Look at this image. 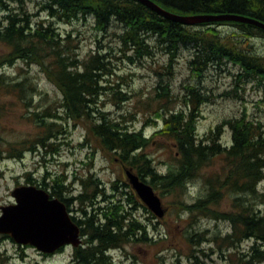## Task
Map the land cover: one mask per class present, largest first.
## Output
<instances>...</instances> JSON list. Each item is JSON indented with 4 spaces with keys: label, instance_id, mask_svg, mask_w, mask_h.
<instances>
[{
    "label": "trees",
    "instance_id": "1",
    "mask_svg": "<svg viewBox=\"0 0 264 264\" xmlns=\"http://www.w3.org/2000/svg\"><path fill=\"white\" fill-rule=\"evenodd\" d=\"M152 1L186 17L237 14L264 22V0ZM38 4L37 12L30 13L25 0H0V46L4 49L0 53V161L21 160L25 153H38L40 148L47 152L55 147L51 139L67 134L64 123L81 125L86 130L85 142H95L114 161L131 168L140 180L154 191H160V195L170 192L174 207L187 215V227L200 217L226 221L230 232L223 237L215 235L212 241L216 243L219 239L224 249L237 250L242 242L251 240L247 251L249 261H244L245 264L264 263V249L261 248L264 245V193L258 190L259 183L264 180V136L260 127L241 117L225 122L231 130L229 146L221 143L220 127L199 140L195 133L198 109L208 100L207 96L202 95L200 87L189 84L184 87V107L174 111L173 107L166 106L171 97L169 85L158 84L161 94L157 93L153 99L157 104L153 115L161 119L162 126L153 136L175 150L171 153L172 165L160 173L145 154L151 139L142 131L128 130L121 121L108 118L99 109L100 96L110 89L100 85L108 69L106 56L93 51L80 60L78 45L71 43V34L62 36L55 23L71 24L91 19L98 32H105L114 22L122 28L118 39L123 50H131L138 58L151 56L149 42L154 41L169 56L167 67L171 70L179 48L191 47L193 54L189 64L197 78L209 63L225 61L240 69L239 79L255 81L261 87H264V56L243 48L238 38H264V29L231 20L183 24L158 15L138 0H41ZM40 12L45 13L46 18H42ZM224 27L230 31L223 32ZM16 61L27 67L38 66L60 92L62 98L55 111L52 105L35 111L40 107L33 104L38 90L27 71H20L17 77L1 71ZM112 94L113 97L118 95L119 101L127 99L120 91H112ZM18 105L24 108L20 117L30 122L35 134L27 138L22 135L8 138L5 135L8 127L3 125V119L9 108ZM57 108L61 109L60 113ZM215 163V170L204 172ZM198 177H202L206 188L204 195L191 203L185 202L186 184ZM66 178L56 175L50 180L51 185H46L43 179L41 183L37 181V186L42 185L45 190L50 188V196L62 201L68 212L74 203L78 205L82 218L71 216V219L80 227L82 243L72 249L71 264H113L111 250L124 249L130 243L154 242L147 235V224L135 213L142 208L151 219L155 217L141 204L126 181H113L107 193L109 190L92 174L68 183H65ZM26 182L36 183L28 176ZM77 184L78 194L68 196ZM225 198L229 207L220 209V202ZM255 202L263 208L257 207ZM150 225L155 228L154 223ZM199 237L200 234H190L186 230L191 246L199 243L196 240ZM2 238L10 239L8 236ZM235 256V251L228 252L223 259L231 261ZM241 256L236 257L235 264L244 263L242 260L246 259Z\"/></svg>",
    "mask_w": 264,
    "mask_h": 264
},
{
    "label": "rangeland",
    "instance_id": "2",
    "mask_svg": "<svg viewBox=\"0 0 264 264\" xmlns=\"http://www.w3.org/2000/svg\"><path fill=\"white\" fill-rule=\"evenodd\" d=\"M25 1L28 12H37L40 0ZM40 16L46 18L45 13L40 12ZM55 26L62 36L71 34L73 39L71 43L78 45L77 53L80 60L86 59L89 54L98 50L106 56L105 62L108 69L104 71L100 85L110 89L100 96L99 109L105 112L108 118L116 122L121 121L128 130L142 131L147 138L151 139L145 154L152 159L160 173L166 172L172 165L171 153L175 150L167 148L164 140L153 136L162 126L161 119L153 115L157 108L156 102L153 101L154 89L158 84L169 85L171 97L166 106L173 107L176 111L184 107L182 102L184 87L189 84L200 87V92L207 96L208 101L200 107L196 122L195 133L199 140H204L210 131L220 127L221 143L229 146L231 130L225 122L241 117H246L257 124L264 132V87L259 86L255 81L239 79L240 69L230 62H211L201 77L197 78L189 64L192 48L180 47L169 70L167 67L169 56L163 49L156 46L154 41L149 42L152 48L151 56L138 58L131 50L124 51L118 39L122 28L114 22L110 24L106 32H98L91 19L86 22L73 21L71 24L55 23ZM221 30L230 31L226 27ZM238 39L246 50L264 54V38L250 41L244 38ZM2 52L4 49L0 46V53ZM1 71L13 77H17L20 71H27L38 90L33 97V104H38L40 107L33 110L39 112L42 108L52 105L55 111L62 98L61 94L38 66L27 67L22 62L16 61L12 66H4ZM112 91H120L122 95H126L127 99L117 100L119 96L113 97ZM57 109L60 113L61 109ZM23 113L24 108L21 105L9 108L8 115L3 119V125L8 127L5 132L8 138L17 135L27 138L35 134V129L30 122L20 117ZM64 130H67V134L50 140L57 151L53 147H50L51 150L47 149V152L40 148L38 153H25L21 160L0 161V208L14 203L11 193L16 187L37 186L38 183L43 182V179L47 185L56 175L67 177L65 183H68L73 182L75 178L92 174L109 190L107 193H110L113 181L117 179L125 181L121 165L114 161L112 156L103 152L95 142L94 144L90 143V140L85 142L84 127L72 126V123L68 121L64 123ZM216 168L215 163L204 172ZM27 176L36 183H27ZM37 187L43 189L42 185ZM79 190L80 187L77 184L76 189L68 196L78 194ZM258 190L264 193V181L258 185ZM46 191L49 192L50 188L46 187ZM205 191L202 177H198L195 181L186 184L183 200L191 203L197 197H202ZM155 193L160 197L163 208L166 209L165 215L161 219H151L142 208L135 213L141 222L147 224V235L154 242L130 243L124 249L111 250L109 255L112 257L113 264H235L236 257L243 254L246 256L241 257L246 260L242 262L249 261L247 251L252 244L251 240L242 242L237 250L224 249L226 247L219 239H216V243L212 241L215 235L223 237L230 232L228 222L200 217L191 223L192 228L187 227L189 221L185 219L187 215L183 212L179 213L174 207L170 192H163L160 195V191L157 190ZM227 201L225 198L220 202V209H228ZM256 206L263 208L261 204L256 203ZM69 214L76 219L82 218L78 205L75 203L71 206ZM153 223L154 229L150 225ZM186 230L190 234H200V237L196 238L199 243L191 246L186 239ZM261 248L264 249V245ZM233 251L236 256L231 261L223 259L228 252ZM71 253L72 248L65 247L58 253L43 256L31 246L22 247L11 239L0 236V264H71Z\"/></svg>",
    "mask_w": 264,
    "mask_h": 264
},
{
    "label": "water",
    "instance_id": "3",
    "mask_svg": "<svg viewBox=\"0 0 264 264\" xmlns=\"http://www.w3.org/2000/svg\"><path fill=\"white\" fill-rule=\"evenodd\" d=\"M158 15L183 24H197L208 21L231 20L251 24L264 29V25L252 17L229 14L218 17H186L168 12L151 0H138ZM125 176L139 200L157 218L166 212L160 198L150 185L141 181L130 169ZM15 203L0 208V235H9L18 245H30L38 252L52 254L64 246L78 247L81 244L80 229L71 220L64 203L41 188L19 186L12 193Z\"/></svg>",
    "mask_w": 264,
    "mask_h": 264
},
{
    "label": "bare ground",
    "instance_id": "4",
    "mask_svg": "<svg viewBox=\"0 0 264 264\" xmlns=\"http://www.w3.org/2000/svg\"><path fill=\"white\" fill-rule=\"evenodd\" d=\"M152 1V0H151ZM39 2H41V0L39 1ZM38 2V3H39ZM154 2V1H153ZM155 3V2H154ZM156 4V3H155ZM168 12H170V11H168ZM218 16H221V15H216V16H213V17H218ZM219 21V20H218ZM261 23L264 25V22H262L261 21ZM107 31V30H106ZM105 31V32H106ZM257 37H250V38H248L249 40H247V41H250V40H253V39H256ZM183 48H186V47H183ZM189 48H191V47H189ZM98 51H100V50H98ZM178 52V51H177ZM253 53V52H252ZM192 54H193V51H192ZM255 54H257V53H255ZM257 55H261V56H264V54H257ZM192 57V56H191ZM191 60V59H190ZM232 64V63H231ZM233 65V64H232ZM235 66V65H234ZM154 91H155V97H156V94L157 93H160L161 91H160V89H158V85L156 86V88L154 89ZM161 94V93H160ZM202 95H205V94H202ZM169 96H171L170 95V91H169ZM208 101V100H207ZM206 101V102H207ZM205 103V102H204ZM204 103H202L201 105H200V107L204 104ZM200 107H199V109H198V114H199V112H200ZM174 111H176V110H174ZM260 127V126H259ZM260 131L262 132V135L264 136V132L261 130V128H260ZM264 181V180H263Z\"/></svg>",
    "mask_w": 264,
    "mask_h": 264
}]
</instances>
